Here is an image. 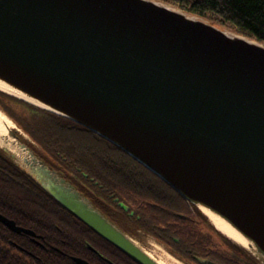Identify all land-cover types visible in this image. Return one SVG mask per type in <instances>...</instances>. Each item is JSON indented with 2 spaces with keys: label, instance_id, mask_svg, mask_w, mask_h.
<instances>
[{
  "label": "water",
  "instance_id": "1",
  "mask_svg": "<svg viewBox=\"0 0 264 264\" xmlns=\"http://www.w3.org/2000/svg\"><path fill=\"white\" fill-rule=\"evenodd\" d=\"M0 80L121 147L264 262V43L158 0H0ZM10 133L26 152L20 168L65 209L139 263L160 264Z\"/></svg>",
  "mask_w": 264,
  "mask_h": 264
},
{
  "label": "trees",
  "instance_id": "2",
  "mask_svg": "<svg viewBox=\"0 0 264 264\" xmlns=\"http://www.w3.org/2000/svg\"><path fill=\"white\" fill-rule=\"evenodd\" d=\"M248 39L264 43V0H158ZM0 108L37 146L35 153L131 236L138 230L184 260L191 253L221 264H264L224 236L179 191L121 147L76 121L0 90ZM0 213L35 236L0 222V264L96 261L93 229L45 191L0 147ZM105 241V240H104ZM20 247V252L6 251Z\"/></svg>",
  "mask_w": 264,
  "mask_h": 264
},
{
  "label": "flooded vegetation",
  "instance_id": "3",
  "mask_svg": "<svg viewBox=\"0 0 264 264\" xmlns=\"http://www.w3.org/2000/svg\"><path fill=\"white\" fill-rule=\"evenodd\" d=\"M100 236V235H99ZM102 237V236H101ZM103 238V237H102ZM105 240V241H104ZM138 243L140 246H142L145 249V246L143 245L142 241H140V239L138 238ZM169 253L179 259L180 261H182L184 264H203L201 263V260L204 259H209L212 260L218 264V261H216L215 259H213L210 256H201L198 253H191L189 254L186 259L184 260L181 257H179L177 254H174L171 249L169 248L168 245H164ZM87 247L96 254V261L92 262L89 261L88 259H85L83 257H80L86 261H88L90 264H141L139 263L137 260H135L134 258H132L129 254H127L126 252H124L123 250H121L120 248H118L117 246H115L114 244H112L110 241L106 240L105 238H103V240H101L100 242V248L94 247L92 244L87 243ZM6 251H18L20 252L19 258L23 259V250L20 247L17 248H12V249H5ZM154 260H156L158 263L160 264H167L165 261H163L161 258L156 257L153 252L149 253ZM72 259L73 257H78V256H71ZM74 260V259H73ZM76 263V262H75ZM77 264V263H76Z\"/></svg>",
  "mask_w": 264,
  "mask_h": 264
},
{
  "label": "bare ground",
  "instance_id": "4",
  "mask_svg": "<svg viewBox=\"0 0 264 264\" xmlns=\"http://www.w3.org/2000/svg\"><path fill=\"white\" fill-rule=\"evenodd\" d=\"M0 89L12 93L16 96L28 99L32 102H35L33 99L28 98L26 95L23 93L19 92L18 90L14 89L13 87L9 86L5 82L0 80ZM15 124L14 121H12L7 114L2 112L0 110V135H4L9 129L14 128ZM17 128V127H16ZM24 135V134H23ZM2 144V143H1ZM13 145L17 148L18 144L16 142L13 143ZM5 146V145H4ZM12 146V144H11ZM9 147V146H8ZM20 152L24 154V157H26V152L20 148ZM203 211L210 217V219L214 222V224L225 234L236 240L242 245H247L248 241L236 230L234 229L228 222H226L224 219H222L220 216L214 214L210 210H208L205 207H202ZM157 244V243H156ZM158 246V245H157ZM158 248V247H157ZM162 248V247H161ZM164 254V253H163ZM167 256V255H166ZM165 259V258H164ZM169 259V258H168ZM163 264V263H162Z\"/></svg>",
  "mask_w": 264,
  "mask_h": 264
},
{
  "label": "rangeland",
  "instance_id": "5",
  "mask_svg": "<svg viewBox=\"0 0 264 264\" xmlns=\"http://www.w3.org/2000/svg\"><path fill=\"white\" fill-rule=\"evenodd\" d=\"M15 124V122H14ZM17 127V128H16ZM13 131V130H18L20 133V135H22V137L26 140H28L29 142H32L31 141V138H29V136L24 133L22 130L19 129V127L15 124V127L14 128H11L7 131L8 135H9V143H6L4 140L0 139V145L1 146H6L8 148H10V151L13 155H15V158L17 160V162L20 164V165H24V161H23V157H24V154H22L20 152V148H17L13 145L14 142H16V140L18 139H15V137L10 133V131ZM24 134V135H23ZM2 143V144H1ZM12 144V146H11ZM212 222V220H210ZM144 238V239H143ZM142 238V243L143 245L145 246V248L150 251V252H153L155 253L154 255L158 258H161L163 261H167L166 263L167 264H184L182 261H180L179 259L173 257L168 249L160 244L159 242H156V240L153 239V237L151 236H143ZM233 239V238H232ZM234 240V239H233ZM234 242H237L236 240H234ZM157 243V244H156ZM238 244H240L239 242H237ZM158 245V246H157ZM242 245V244H240ZM158 247V248H157ZM162 247V248H161ZM164 253V254H163ZM167 255V256H166ZM165 258V259H164ZM169 258V259H168ZM264 261V260H263Z\"/></svg>",
  "mask_w": 264,
  "mask_h": 264
}]
</instances>
